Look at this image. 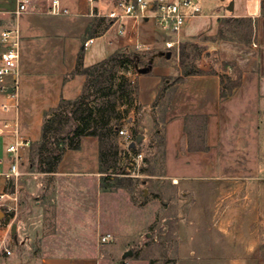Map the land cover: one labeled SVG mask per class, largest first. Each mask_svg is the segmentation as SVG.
Masks as SVG:
<instances>
[{
    "label": "crops",
    "instance_id": "crops-1",
    "mask_svg": "<svg viewBox=\"0 0 264 264\" xmlns=\"http://www.w3.org/2000/svg\"><path fill=\"white\" fill-rule=\"evenodd\" d=\"M51 1L31 0L15 16L16 0H0V33L15 29L19 36L17 96L9 100L0 93V126L15 121L19 136L37 142L44 113L82 93L86 78L74 74L80 54L89 67L141 44L151 69L124 73L133 90L121 107L129 126L138 121L144 132L151 127L161 137L165 176L188 195L187 207L201 209L202 203L201 229L189 227L186 237L209 238L199 247L180 244L173 264H264V0H193L200 12L175 34L158 30L151 19L128 18L125 36L109 46L100 37L104 22L92 26L115 0H57L65 12L49 14ZM200 37L208 39L206 52L214 60L204 58L198 71L183 73L164 44L180 46ZM89 38L94 42L84 49ZM3 104L12 107L3 110ZM14 140L0 135L5 165V148ZM28 154L29 147L20 153L16 200H7L14 207L12 254L1 253L0 264H116L99 250L106 229L99 219L100 198L118 188L100 187L97 138L82 137L79 149L66 150L51 173L25 171ZM27 237L57 238L32 248Z\"/></svg>",
    "mask_w": 264,
    "mask_h": 264
},
{
    "label": "rangeland",
    "instance_id": "rangeland-1",
    "mask_svg": "<svg viewBox=\"0 0 264 264\" xmlns=\"http://www.w3.org/2000/svg\"><path fill=\"white\" fill-rule=\"evenodd\" d=\"M106 22L108 21L104 23ZM206 42L208 39L204 37L181 42L180 46L177 45L178 51L174 48L170 49L171 62L177 61L178 69L183 73L198 71L199 67L205 63L204 58L208 61L214 60L213 55L206 52ZM131 51L133 52L130 53L136 56L133 64L116 68V77L124 75L128 70L137 72L139 68L147 66L148 58H144L143 53L141 54L136 49ZM162 57L166 59L165 54ZM102 101L99 98L93 99L91 105L98 107ZM123 104L125 102L118 104V110L122 113ZM122 116L123 118L117 122L115 129L118 131L120 128H126L131 131L135 145L128 149V153L123 148L122 139L118 134L113 136L118 146V156L116 171L110 172H123L133 181H125L124 189H111L100 198L99 219L106 228L100 236L111 235L106 243H101L99 240L100 253H105L116 264L121 259L125 261L145 260L148 264H173L178 257L180 244L199 247L203 241L209 239L208 237H193L189 240L186 237L189 227L201 229L200 224L204 217L202 203L199 204L201 209L188 208V204L186 205L188 195L177 192L172 180L165 176L161 159L162 140L161 137L155 136L154 128L149 127V130L144 132L139 128L138 121H134L133 125L129 126L127 124L128 114L123 113ZM70 125L72 124H69L67 128ZM139 135L148 138L146 141L144 137L138 139ZM137 153L142 154V162L139 163L137 169L133 170L132 157ZM24 166L25 171H36L34 168L30 169L29 159ZM34 167L37 165L35 164ZM149 174L153 176L150 177ZM211 212V218H216V211ZM205 215L209 219L210 215L207 211ZM189 218H198L197 224L192 223V220L190 222ZM181 231L182 235L178 233ZM44 238H47L48 244L49 240H55L57 237H27V240L32 248H35L36 242L41 244Z\"/></svg>",
    "mask_w": 264,
    "mask_h": 264
},
{
    "label": "trees",
    "instance_id": "trees-1",
    "mask_svg": "<svg viewBox=\"0 0 264 264\" xmlns=\"http://www.w3.org/2000/svg\"><path fill=\"white\" fill-rule=\"evenodd\" d=\"M105 21L99 17L92 27ZM108 26V22L104 23L103 29ZM134 57L127 50L115 52L98 63L83 67L82 55L78 56L74 74L86 78L82 93L72 101L61 99L55 108L44 113L40 139L29 146L30 169L41 173L54 172L66 150H78L82 137L93 136L98 140L102 190L124 188L125 181H133L123 172L110 171H116L117 166L118 146L113 139L117 133L115 127L123 118L122 114L126 113L118 110V104L129 101L133 90L123 74L116 77V68L132 65ZM97 98L103 101L98 107H93L91 102ZM69 124L72 125L67 128Z\"/></svg>",
    "mask_w": 264,
    "mask_h": 264
},
{
    "label": "built area",
    "instance_id": "built-area-1",
    "mask_svg": "<svg viewBox=\"0 0 264 264\" xmlns=\"http://www.w3.org/2000/svg\"><path fill=\"white\" fill-rule=\"evenodd\" d=\"M31 0H16V7L13 14L20 15L27 10ZM60 10L59 2L52 0L47 11L49 14L64 13ZM200 12L199 6L193 0H115L112 8L103 16L108 21L109 26L100 35L106 46L126 34V20L133 19L139 22L145 19H151L155 27L162 32L177 33L180 28L190 19ZM112 30V34L106 36L107 32ZM94 42V38L84 41L83 48L86 49ZM0 43L2 51L0 52V93L6 94L9 100H15L17 96L18 82L15 77V70L19 60V36L15 29H5L0 33ZM166 50L177 47V41L165 42ZM252 47H256L254 42ZM136 50H141L142 45L137 43L134 45ZM12 107L10 104H3L2 109L8 110ZM13 135L15 140L5 148L6 155L9 156L7 164L0 157V230L4 234L0 237V254L8 257L12 254L8 246L11 239L10 218L14 207L7 200H16L14 190L17 187L18 180L21 176L20 162L21 151L30 146V141L19 136L17 123L5 122L0 126V135ZM118 136L122 139L123 148L127 150L133 142L134 136L131 131L126 128H120L117 131ZM142 154L137 153L132 157L133 170L137 169L139 163L142 162ZM110 234L100 236L101 243L108 241Z\"/></svg>",
    "mask_w": 264,
    "mask_h": 264
},
{
    "label": "water",
    "instance_id": "water-1",
    "mask_svg": "<svg viewBox=\"0 0 264 264\" xmlns=\"http://www.w3.org/2000/svg\"><path fill=\"white\" fill-rule=\"evenodd\" d=\"M229 9H230V7H229ZM166 56H167V58H169V56H170V52H167V53H166ZM150 69H151V65H150V63H149L146 67H141V68H139V69L137 70V72H138V73H142V74H144V73H147ZM141 138H142V136L139 135L138 139H141ZM134 145H135V143L132 142V143L130 144V147H134ZM0 217H1V212H0ZM14 233H15V226L13 225V226L11 227V235H14Z\"/></svg>",
    "mask_w": 264,
    "mask_h": 264
}]
</instances>
